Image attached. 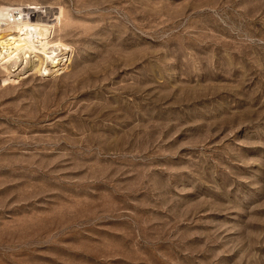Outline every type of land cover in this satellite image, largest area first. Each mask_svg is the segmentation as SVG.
<instances>
[{
	"label": "rangeland",
	"instance_id": "obj_1",
	"mask_svg": "<svg viewBox=\"0 0 264 264\" xmlns=\"http://www.w3.org/2000/svg\"><path fill=\"white\" fill-rule=\"evenodd\" d=\"M13 8L59 49L0 62V264H264V0Z\"/></svg>",
	"mask_w": 264,
	"mask_h": 264
},
{
	"label": "bare ground",
	"instance_id": "obj_2",
	"mask_svg": "<svg viewBox=\"0 0 264 264\" xmlns=\"http://www.w3.org/2000/svg\"><path fill=\"white\" fill-rule=\"evenodd\" d=\"M9 10L8 19H3L6 20L8 26L14 25V28H10L9 30L11 31L0 35V62L13 61L21 56L22 53L26 59L31 57V55L38 56V53L49 55L50 57L52 53L54 54L53 56L56 55L59 48L48 50L47 44L44 43L45 39L48 38V34L52 33L54 24L34 23L31 19L26 18V10L21 8ZM33 68L37 69V65L32 64L30 69Z\"/></svg>",
	"mask_w": 264,
	"mask_h": 264
}]
</instances>
